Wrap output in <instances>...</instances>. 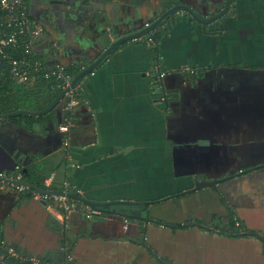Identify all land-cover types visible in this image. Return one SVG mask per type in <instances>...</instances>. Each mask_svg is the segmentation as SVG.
I'll use <instances>...</instances> for the list:
<instances>
[{
	"label": "crops",
	"instance_id": "obj_1",
	"mask_svg": "<svg viewBox=\"0 0 264 264\" xmlns=\"http://www.w3.org/2000/svg\"><path fill=\"white\" fill-rule=\"evenodd\" d=\"M163 1L24 0L45 35L31 51L48 66L80 72L132 24L158 15ZM176 1L202 19L225 2ZM164 27L155 52L140 38L85 77L71 113L60 105L0 122V145L19 155L20 173L91 201L146 203L150 222L86 218L87 207L76 203L65 218L51 202L0 182L5 244L48 264L61 255L64 264L67 257L70 264H264V169L164 200L192 188L194 175L222 178L228 163L264 153V0H231L210 26L176 14ZM231 219L243 227L237 236L220 233Z\"/></svg>",
	"mask_w": 264,
	"mask_h": 264
},
{
	"label": "water",
	"instance_id": "obj_2",
	"mask_svg": "<svg viewBox=\"0 0 264 264\" xmlns=\"http://www.w3.org/2000/svg\"><path fill=\"white\" fill-rule=\"evenodd\" d=\"M231 0H225L224 6L222 10L216 14L215 16L202 19L201 17L196 15V11L187 5H181L176 0H164L161 5H159V14L153 15L151 19L147 20L145 23L141 24V22L132 24L131 28L132 30L129 31L128 35H124L122 37H118L116 40H114L112 43H110L103 52H101L100 56L89 66L82 69L75 77L72 78L70 83V89H74L78 87V85L81 83V81L91 75L99 66L100 64L106 60L108 56H110L117 48L120 46L136 41L140 38L146 37L150 35L154 30H156L159 27H164L165 23L167 21H170L173 16L176 14H183L186 17L190 18V20H193L194 22L198 23L201 26H210L217 22H219L221 19H223L230 8ZM103 36V39H108L107 37ZM70 89H67L59 94V96L44 110L39 112H25V111H18L10 114H5L0 116V122L9 119L11 117H40L43 115L48 114L49 112L53 111L54 109L58 108L62 101L64 100L67 93L70 91ZM261 108H259V112ZM261 114V113H260ZM189 142L194 143V139H189ZM185 147H193V146H185ZM190 149V148H188ZM263 158L255 159V163L247 164L245 166H238V168L235 170L234 173L225 175L222 178H217L212 181H204L199 182L198 176H193V186L189 190H186L185 192L178 193L176 195L169 196L165 198L164 200H172L178 197H182L185 195H189L192 193H195L200 190L209 189L212 187H216L220 183L228 182L233 179H237L240 177H246L249 175H253L255 172L263 170L264 169V154L262 156ZM19 155L13 156L8 150L4 149L0 145V182L7 183L12 186L22 187L31 191H34L37 194L40 195H46L49 197H59L63 198L68 201H73L77 204H80L84 207H87L88 209L96 212H100L104 215H109L111 217L119 219L121 222L124 220H129L133 223L135 222H142L145 224L146 227L147 224L150 222L149 216L146 214L148 209V204L146 203H140V202H131V201H111V202H97V201H91L83 196H81L77 192H62L57 190H43L39 187H36L32 183L21 180V181H15V180H8L7 178L2 177L1 175L6 172H13L16 168V166L19 163ZM25 173V172H23ZM44 204V202H39ZM154 203H160L154 202ZM116 208H125L123 210H115ZM127 208H132V210H127ZM144 214V216H143ZM2 231V224L0 222V245L5 244L3 235L1 233ZM137 232L139 230L137 229ZM145 228L142 231L144 234ZM142 245H144V241H141ZM0 264H4L0 262Z\"/></svg>",
	"mask_w": 264,
	"mask_h": 264
},
{
	"label": "built area",
	"instance_id": "obj_3",
	"mask_svg": "<svg viewBox=\"0 0 264 264\" xmlns=\"http://www.w3.org/2000/svg\"><path fill=\"white\" fill-rule=\"evenodd\" d=\"M44 33L41 27L29 20L24 0H0V62L3 60L9 61V77L16 85H26L36 82L40 77L53 78L60 83L59 87L62 92L70 89L72 76L65 72L64 67L60 65L48 66L41 60H38L31 51L33 43L41 42L44 40ZM25 39L26 43L23 46L21 58L11 60V54L18 48V40ZM53 51L57 49V43H52ZM158 80L164 77L159 67L156 69ZM188 74L194 75L195 72L186 70ZM77 87L70 89L65 96V101L62 105L63 111L71 113L73 108L78 104ZM68 125L62 127L63 132H67ZM8 180L21 181L22 176L19 168H16L14 173L6 176ZM7 184V183H6ZM8 185V184H7ZM50 189V181L43 182V190ZM18 193H28L30 199L35 202L49 201L56 205L61 214L66 218L71 211L74 210V204L69 203L68 200L59 197H49L40 195L34 191L17 187ZM69 192V190H65ZM99 213L87 208L86 218L98 216ZM239 224L236 222V227ZM4 256L12 258L18 262H30L31 264H41L38 259L27 257L15 252L11 248L2 247L0 245V262L4 263ZM66 261L70 264L72 259L67 257ZM5 264V263H4Z\"/></svg>",
	"mask_w": 264,
	"mask_h": 264
},
{
	"label": "trees",
	"instance_id": "obj_4",
	"mask_svg": "<svg viewBox=\"0 0 264 264\" xmlns=\"http://www.w3.org/2000/svg\"><path fill=\"white\" fill-rule=\"evenodd\" d=\"M166 33L165 27H159L156 30H154L150 35L143 37V41H141L142 44L150 43L149 50L154 51V48L159 43L162 36ZM18 48L11 54V60L13 59H19L21 58L23 46L26 43L25 39H19L18 40ZM152 52V54L154 53ZM33 54V53H32ZM150 54V52H149ZM34 55V54H33ZM35 56V55H34ZM65 72L69 74L70 76L75 77L79 70H68L66 68ZM60 83L55 81L53 78H44V76L40 77L36 82L32 84H26V85H16L9 77V61L3 60L0 62V116L5 114H10L18 111L24 110V108H37V110H44L47 108L62 92L60 88H58ZM65 101H62L60 104L63 105ZM67 116V119L69 118L68 114H65ZM19 118H9L10 120H17L21 119ZM30 120V119H29ZM21 176L23 180H26L36 187H39L43 189V183L44 181L40 180L36 174V172H33L31 174L23 173L21 171ZM26 198L30 199V195L26 193H22ZM69 203H75L73 201H69ZM77 204V203H76ZM79 205V204H78ZM125 208H116L115 210H123ZM127 210H132V208H127ZM173 229L181 228V227H172ZM243 227L241 224H239L238 227H236V222L231 219L229 221V224L226 228V230H222L220 233L227 234L229 236H237L240 233V230H242ZM2 247L11 248L15 252L23 255L18 249L12 248L11 246L7 244H2ZM25 256V255H24ZM65 256H60V259L56 264H64ZM41 264H48L43 262L42 260H39ZM4 263L5 264H31L30 262H18L12 258H8L4 256Z\"/></svg>",
	"mask_w": 264,
	"mask_h": 264
},
{
	"label": "flooded vegetation",
	"instance_id": "obj_5",
	"mask_svg": "<svg viewBox=\"0 0 264 264\" xmlns=\"http://www.w3.org/2000/svg\"><path fill=\"white\" fill-rule=\"evenodd\" d=\"M165 100H166V95H165ZM61 107H62V106H61ZM263 154H264V153H262V155H258L259 157H256V159H258V158H263V157H262ZM255 161H257V160H255V159H250L249 157H246V158H241V159L238 160V161L231 162L230 164L228 163L227 170H226L227 175H228V174H231V173H234L235 170L238 168V166H245V165H247V164H252V163H255ZM231 169H233V170H231ZM212 180H214V179H212ZM212 180H210V181H212ZM98 213H99V215L102 214V213H100V212H98ZM99 215H98V216H99ZM102 215H104V214H102ZM105 216H106V215H105Z\"/></svg>",
	"mask_w": 264,
	"mask_h": 264
}]
</instances>
